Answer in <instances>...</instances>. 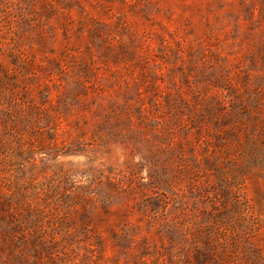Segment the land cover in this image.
Here are the masks:
<instances>
[{
    "label": "rangeland",
    "instance_id": "374dc122",
    "mask_svg": "<svg viewBox=\"0 0 264 264\" xmlns=\"http://www.w3.org/2000/svg\"><path fill=\"white\" fill-rule=\"evenodd\" d=\"M0 264H264V0H0Z\"/></svg>",
    "mask_w": 264,
    "mask_h": 264
}]
</instances>
